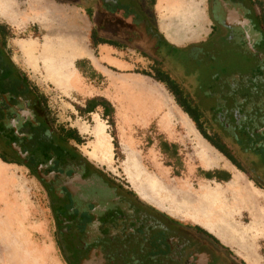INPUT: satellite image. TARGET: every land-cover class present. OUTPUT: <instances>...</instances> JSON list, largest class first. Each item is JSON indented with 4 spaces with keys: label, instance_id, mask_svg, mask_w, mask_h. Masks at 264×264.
I'll return each instance as SVG.
<instances>
[{
    "label": "flooded vegetation",
    "instance_id": "af4514ba",
    "mask_svg": "<svg viewBox=\"0 0 264 264\" xmlns=\"http://www.w3.org/2000/svg\"><path fill=\"white\" fill-rule=\"evenodd\" d=\"M56 1L82 8L100 33L113 25L117 42L143 56L149 72L196 111L223 158L264 189V5H257L264 0H209L208 32L180 47L160 34L153 0ZM6 38L0 25V160L41 184L65 264H246L108 180L13 66Z\"/></svg>",
    "mask_w": 264,
    "mask_h": 264
},
{
    "label": "rangeland",
    "instance_id": "374dc122",
    "mask_svg": "<svg viewBox=\"0 0 264 264\" xmlns=\"http://www.w3.org/2000/svg\"><path fill=\"white\" fill-rule=\"evenodd\" d=\"M208 6L209 0H156L154 11L168 39L180 45L204 36ZM25 26L14 32L21 36ZM133 58L139 60V71L148 72L141 69H149L146 60ZM95 83L102 91L108 86L104 79ZM125 85V81L113 82L114 93L105 96L112 107L108 117L102 107L85 113L86 103L80 98L38 92L51 117L76 132L79 152L108 180L156 213L212 236L240 261L264 264V189L223 159L168 91L153 84L155 93L148 95L140 93L143 89L130 92ZM153 105L156 111L149 116ZM163 142L175 147L164 152ZM217 169L226 170L230 181L218 185L200 173ZM235 175L242 183L233 185ZM214 193L225 204L226 216L221 218L212 214ZM0 264H65L41 184L24 167L1 160Z\"/></svg>",
    "mask_w": 264,
    "mask_h": 264
},
{
    "label": "crops",
    "instance_id": "0c3cea01",
    "mask_svg": "<svg viewBox=\"0 0 264 264\" xmlns=\"http://www.w3.org/2000/svg\"><path fill=\"white\" fill-rule=\"evenodd\" d=\"M155 1H152V12L157 28L169 43L180 47L204 38L208 29L200 39L190 40L185 44L178 45L170 41L155 15ZM0 2L2 19L0 25L7 29L6 52L13 66L37 89L66 99L80 98L85 103L91 99H103L108 103L105 96L114 93L112 83L118 81H125L126 84L131 81L145 83L149 86L144 87L145 90L140 93L148 95L155 93L150 87L153 84L156 85L154 88L162 87L165 92L173 94L165 83L154 80L155 76L149 69L141 68L148 71L146 74L150 76L141 74L144 72L138 70L139 60L133 56L141 58L143 56L117 42L113 35L115 30L113 25L107 34L100 33L97 23L93 22L82 8L56 0H0ZM24 24L27 26L20 29L21 36L17 35L14 29ZM128 52L132 57L126 55ZM103 79L108 84L105 91H102V87L97 88L95 83ZM155 107L156 105H153L147 115L154 113ZM208 171L213 170L205 172ZM207 181L220 184L215 180Z\"/></svg>",
    "mask_w": 264,
    "mask_h": 264
},
{
    "label": "trees",
    "instance_id": "16d2710c",
    "mask_svg": "<svg viewBox=\"0 0 264 264\" xmlns=\"http://www.w3.org/2000/svg\"><path fill=\"white\" fill-rule=\"evenodd\" d=\"M257 5L258 6H262L264 5V2L262 1H258L257 2ZM143 75H146V76H150L149 74H146V73H141ZM154 80L158 81V82H162V83H165V80L164 79H161L160 77L158 76H155L153 77ZM174 99H175V102L176 104L180 107V109L183 111L184 114H186L189 119L196 125V128L197 130L200 132V134L202 135V137L208 142L210 143V145L212 147H215V149H217L224 157H226L225 155V152H223V149L221 150L220 147L216 146L215 144H213L206 135H204V133L201 132V129L199 128V126L197 125V113L196 111L194 110H191L190 108H188L187 104L185 103L186 102V99H182V95H178V94H172ZM98 107H102L104 108V116L108 117L112 111V107L110 106L109 103H107L105 100L103 99H91V100H88L85 104V107H84V112L87 113V114H90L92 112H94V110ZM69 135H72L74 136L76 139H77V143L80 142L76 132L74 130H69ZM161 149L166 152L167 150H169L175 146H169V144H167V142H163L161 144ZM174 154H175V151H174ZM226 159H229L228 157H226ZM232 161V160H231ZM233 162V161H232ZM234 164H236L237 167L238 164L236 162H233ZM202 177L206 180H215L216 182L218 183H221V182H228L230 180V174L227 173V172H220L218 170H215V171H208V172H205V171H201L200 172ZM212 237V236H211ZM215 239V238H214ZM215 241L217 243H219L216 239Z\"/></svg>",
    "mask_w": 264,
    "mask_h": 264
},
{
    "label": "bare ground",
    "instance_id": "6f19581e",
    "mask_svg": "<svg viewBox=\"0 0 264 264\" xmlns=\"http://www.w3.org/2000/svg\"><path fill=\"white\" fill-rule=\"evenodd\" d=\"M4 2V1H3ZM1 3V2H0ZM13 4H14V2H13ZM2 5V4H1ZM169 35V34H168ZM125 86H127L128 88H129V91L130 92H134L135 90H138V89H143V90H145V88L144 87H142V85L140 84V83H137V82H135V81H131V82H129L128 84H126ZM103 150L105 151V152H107V151H109V147L108 146H104L103 147ZM241 177L239 176V175H235L234 176V182H233V185H237V184H239V183H242L241 182ZM240 187V186H239ZM142 196L143 197H145L144 196V194H142ZM213 199H214V201L212 202V205H213V207H212V214L215 216V217H222V216H226L225 214H224V212H225V210H224V208H225V204H224V201H222V200H220V199H218V197L216 196V194L214 193L213 194ZM230 216H231V214H230ZM229 218V217H228ZM215 230V229H214ZM212 233V232H211Z\"/></svg>",
    "mask_w": 264,
    "mask_h": 264
}]
</instances>
